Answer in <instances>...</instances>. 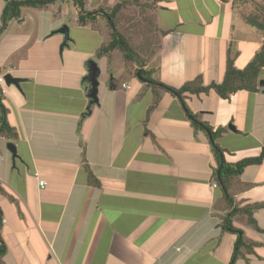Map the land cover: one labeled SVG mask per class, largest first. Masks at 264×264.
<instances>
[{"label": "crops", "instance_id": "crops-1", "mask_svg": "<svg viewBox=\"0 0 264 264\" xmlns=\"http://www.w3.org/2000/svg\"><path fill=\"white\" fill-rule=\"evenodd\" d=\"M120 1L86 0L85 9ZM152 12L160 32L154 77L171 86L198 76L219 82L229 57L242 69L264 44V32L228 0H155ZM79 13L72 0L23 7L0 39V75L19 78L18 85L0 83L17 132L0 136V264H229L237 234L221 226L231 208L214 178L208 132L162 89L147 116L152 87L113 62L114 51L97 56L111 30L100 15L79 23ZM64 24L71 39L61 47L64 35L56 30ZM91 59L101 70L98 100L82 118ZM186 101L213 130L227 127L218 143L228 162L261 154L264 89L228 98L210 90ZM231 191L242 209L232 219L243 236L235 264H264V158L248 165Z\"/></svg>", "mask_w": 264, "mask_h": 264}, {"label": "trees", "instance_id": "trees-1", "mask_svg": "<svg viewBox=\"0 0 264 264\" xmlns=\"http://www.w3.org/2000/svg\"><path fill=\"white\" fill-rule=\"evenodd\" d=\"M5 6L3 7L1 17H0V39L8 27L9 21L12 19H21L22 8L32 7L35 9H43L48 7L50 4L57 2L58 0H5ZM80 8V13L78 16V21L81 24L87 21H94L97 15L105 18L110 30L111 38L108 42L103 43L97 51V56L101 57L103 55H108L115 50L122 52L125 60L138 62V69L141 80H148L147 85L152 87L155 93V99L153 104L147 110V116L150 111L154 109L160 100V93L158 90H165L171 95L177 97L190 118L193 126L196 129H201L204 131H210L208 134L214 155L217 161V167L214 171V178L217 181L218 186L223 192V199L226 203V208L230 209L225 216L222 217L221 226L224 230H228L237 234V240L235 242L234 251L229 264H235L236 259L239 255V248L243 244V236L241 229L237 228L233 224V216L240 212L242 209L233 206L234 198L231 191L234 179L238 177L248 165L258 164L264 158V148L259 156L244 158L238 162L232 163L228 162L225 158V150L219 145L218 138L223 132L227 130V127H219L213 130V127L209 125L206 121L200 119V115L193 113L187 104L188 95H200L201 93H208L210 90L214 91L217 95L222 98H228L232 93L239 90L248 91H258L259 89H264L259 85V75L261 69L264 67V44L255 54L252 61H250L244 68L240 69L234 65L233 59L230 57L227 59L225 73L221 81L210 83H204L201 76L194 78L193 80L186 81L180 87L171 86L166 84L154 77V72L152 69L145 67V63L140 60L134 49L130 45L128 39L119 30L117 23V16L125 6L130 3V0H122L110 9H98L93 11H88L85 9L86 0H72ZM227 1V0H224ZM246 22L258 31H264V22L257 18L248 17ZM157 26V25H156ZM162 33H165L163 31ZM160 45V41H159ZM158 45V47H159ZM158 49V48H157ZM112 82V81H111ZM110 82L113 87L114 84ZM95 102H91L88 110L84 112L82 118L89 114L91 107ZM0 136H6L8 138H15L17 132L15 128L9 123L7 118V108L3 103V89L0 85ZM80 126V124H79ZM79 130V128H78ZM89 171V181L92 183H97V179L93 175L92 171L88 167ZM263 206V204H262ZM247 209V208H246ZM252 209V208H251ZM249 216V221L252 222L256 227V221L252 217L251 210L247 212ZM2 226V214L0 210V228ZM6 254V246L0 232V262L2 261L4 255Z\"/></svg>", "mask_w": 264, "mask_h": 264}, {"label": "rangeland", "instance_id": "rangeland-1", "mask_svg": "<svg viewBox=\"0 0 264 264\" xmlns=\"http://www.w3.org/2000/svg\"><path fill=\"white\" fill-rule=\"evenodd\" d=\"M237 12L246 20L248 17L257 18L264 22V0H228ZM155 0H130V3L117 16L119 30L128 39L140 60L147 68L155 71L153 57L156 54L160 32L157 29L152 12ZM53 4V3H52ZM49 7H51V5ZM264 32V31H261ZM96 40L97 37H94ZM113 62L124 63L134 72L138 69V62L125 60L122 52L115 50L112 54ZM137 73V72H134ZM124 84V83H123ZM126 84V83H125ZM123 86V85H122ZM167 92V91H166Z\"/></svg>", "mask_w": 264, "mask_h": 264}, {"label": "water", "instance_id": "water-1", "mask_svg": "<svg viewBox=\"0 0 264 264\" xmlns=\"http://www.w3.org/2000/svg\"><path fill=\"white\" fill-rule=\"evenodd\" d=\"M58 33H62L64 35V40L63 44L61 47H63L65 44L68 43V41L71 39L70 38V32H69V27L67 25H63L60 28L56 30ZM87 67L89 69V73L86 76V80L90 83V88L88 91V96L91 99V102H97L98 100V85H99V79L98 77L100 76V67L98 66L97 62L95 60H89L87 62ZM138 78H140L139 72H137ZM4 80L7 84L15 83L18 85L19 78L12 77L11 74H5L4 75ZM148 82V80H146ZM259 85L260 87H264V78H261L259 80ZM230 128L234 129V126L230 125ZM208 134H210V131H207ZM8 148L10 151L13 153V157H16L17 152H16V146L14 143L10 142L8 144Z\"/></svg>", "mask_w": 264, "mask_h": 264}, {"label": "built area", "instance_id": "built-area-1", "mask_svg": "<svg viewBox=\"0 0 264 264\" xmlns=\"http://www.w3.org/2000/svg\"><path fill=\"white\" fill-rule=\"evenodd\" d=\"M0 83L2 84V83H4V78H3V76L2 75H0ZM123 87H129L127 84H123ZM45 181L44 180H40V184L41 185H45ZM217 184L216 183H214V186H216Z\"/></svg>", "mask_w": 264, "mask_h": 264}]
</instances>
